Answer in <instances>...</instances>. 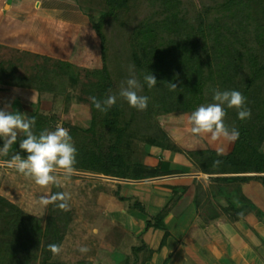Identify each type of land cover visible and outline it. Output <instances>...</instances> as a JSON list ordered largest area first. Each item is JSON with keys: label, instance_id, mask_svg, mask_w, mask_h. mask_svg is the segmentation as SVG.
I'll use <instances>...</instances> for the list:
<instances>
[{"label": "trees", "instance_id": "1", "mask_svg": "<svg viewBox=\"0 0 264 264\" xmlns=\"http://www.w3.org/2000/svg\"><path fill=\"white\" fill-rule=\"evenodd\" d=\"M198 2L202 11L199 17L143 32L141 29L154 12L150 0H89V7L99 12V16L90 17L100 39V67H79L67 60L46 56H40L39 60L26 59L25 63L20 57L11 84L33 85L39 91H50L55 97L62 95L68 107L72 102L68 80L74 78L80 82L77 100L89 106L91 123L87 128L63 123L77 149L74 166L77 171L128 179L168 173L170 170L160 164L132 161L129 157L131 136L145 137L160 143L164 149L182 152L157 121L155 109L182 107V111L193 112L200 105L214 103L213 89H217L240 91L251 116L240 120L237 109L225 105V118L239 131V138L229 150H224V155L217 156V150L210 153V148L191 150L190 155L208 165L203 168L205 171L232 173L229 181L253 177L241 176L242 173L264 172V151L260 149L264 134V0ZM107 17H110L107 24L111 30L104 31ZM25 65L31 66L30 69ZM132 74L142 85L138 94L149 98L147 108L142 111L130 107L118 95ZM148 74L157 80L152 88L143 79ZM170 83L177 85L175 91L169 90ZM113 94L117 95V102L107 113L97 110L89 99L94 96L102 101ZM32 116L36 118L32 131L37 136L56 128V115ZM79 137L88 138L91 143H76L74 140ZM23 138L22 133L18 135L8 156H2L4 160H10L15 153L26 158L27 153L19 148ZM215 160L220 164L214 166ZM104 185L108 191V184ZM57 192H64L63 186L51 185L50 194ZM176 200L177 197H171L163 207L151 210L138 199L129 202L145 213L148 226L165 228L164 218ZM240 213L245 212L234 209L230 217L238 218L242 216ZM71 219L72 210L62 211L57 204L47 205L45 216H40L23 209L10 196H2L0 220L4 222L0 224V239L16 237L40 249L4 244L0 246V264H61L52 260L53 254L47 246L52 243L61 246ZM148 258L145 256L140 264ZM119 264H131L130 257L125 256Z\"/></svg>", "mask_w": 264, "mask_h": 264}, {"label": "crops", "instance_id": "2", "mask_svg": "<svg viewBox=\"0 0 264 264\" xmlns=\"http://www.w3.org/2000/svg\"><path fill=\"white\" fill-rule=\"evenodd\" d=\"M153 21L146 24L144 31L167 25L164 19L156 18ZM160 22L162 26L158 27ZM99 48L100 39L93 28L90 14L78 0H41L39 6L36 0H0V109L23 113L27 117L37 115L49 118L56 115L63 118L66 114L80 121V117L86 116V125L70 122L87 128L91 123L89 106L77 100L72 86L78 91L80 82L76 84L74 78L68 80L72 102L68 107L62 106L64 114L56 106L63 102L62 95L55 97L50 91H39L33 85L11 84L10 79L20 57L25 63L26 59L39 60L42 59L40 56H46L67 60L79 67H100ZM162 110L174 111L172 108ZM263 137L264 134L260 146ZM2 142L0 138V147L3 146ZM214 143L222 145L218 141ZM130 144L134 162L160 164L170 171L143 179L92 172L86 174L107 176L104 179H109L106 182L109 190L119 192L120 197L138 199L144 205L149 204L150 210L163 207L171 197H177V200L164 218L165 228H159L148 226L147 216L129 208L127 202L120 199L117 203L119 207L114 212L127 215V218L123 217L127 222L122 223L131 229L132 238L130 242L125 238L115 240L116 246L121 247L117 251L120 255L118 259H122L126 252L129 253L128 248H133L136 250V264H140L147 255L149 258L144 264H264V172L242 173L244 175L241 176L253 177L229 181L232 173L205 171L203 168L208 165L192 157L191 151L182 149V152H178L182 157H173L168 151L164 153L165 149L157 142L130 140ZM210 145L213 147V144ZM260 149L264 151V147ZM0 161L8 160L0 156ZM220 177L228 178L223 180ZM50 188H41L14 168L0 165V198L4 195H17L25 210L37 215H40V210L45 211L46 207L39 201L42 195L50 194ZM234 209L245 213L232 219L230 212ZM0 241L2 244L28 246L16 237L1 238ZM65 244L63 241L60 246L62 251L59 255H52V260L62 264L94 258L96 264L102 261L97 262L102 247L101 238L86 234V247L89 251L78 252L81 253L78 257L73 256V248L68 246V250L65 249ZM39 249L37 246L36 250Z\"/></svg>", "mask_w": 264, "mask_h": 264}, {"label": "clouds", "instance_id": "3", "mask_svg": "<svg viewBox=\"0 0 264 264\" xmlns=\"http://www.w3.org/2000/svg\"><path fill=\"white\" fill-rule=\"evenodd\" d=\"M36 3L39 6L41 0H36ZM143 79L149 88L157 84V80L152 74L145 75ZM141 88L142 85L132 74L121 86L118 95L126 100L130 107L142 111L147 108L149 98L138 94ZM176 89L177 85L170 83L169 90L175 91ZM89 99L97 110L107 113L116 104L117 95H109L102 101L94 96ZM213 101L215 102L200 105L188 116L191 133L194 135L210 134L213 142L221 138L228 142H234L239 138L240 133L237 129H229L225 125L226 112L224 106L237 109L238 118L246 120L251 116V109L246 106V98L238 90L220 91L213 89ZM35 120L34 116L27 117L23 113L0 109V138L4 141L3 146L0 147V156H8L12 146L17 141L18 133H22L24 136L19 142V148L27 153L26 158L15 153L10 160L0 161V165L14 168L26 178L32 179L41 188H47L50 185L61 187V181L57 179L56 174H62L66 179L74 174L77 149L72 142L68 129L63 126L57 125L54 130H44L38 136L34 134L32 129ZM224 154L223 148L217 149V156ZM213 164L217 166L220 161L215 160ZM70 198V194L67 192H57L42 195L39 202L43 207H47L49 204H57L60 210L69 211L68 201ZM236 203L238 204V202ZM47 247L53 255H59L62 251L58 244L52 243ZM78 250L81 253L89 251L86 246H81ZM164 255L167 258V253Z\"/></svg>", "mask_w": 264, "mask_h": 264}, {"label": "rangeland", "instance_id": "4", "mask_svg": "<svg viewBox=\"0 0 264 264\" xmlns=\"http://www.w3.org/2000/svg\"><path fill=\"white\" fill-rule=\"evenodd\" d=\"M150 1L153 6L154 12L150 20L148 21V23L152 22L156 18H160V19H164L165 22L167 21L164 24H171V23H174L175 21L178 22L180 19H183V18H186V19L197 18L202 13L198 0H192L193 6L190 8L191 12L187 13L186 16H183V17H180L179 14L178 16L175 13L169 14L170 9L167 10V12H162L159 14L157 13V6L155 4V1L154 0H150ZM78 2L80 5L86 8L90 16L91 15L99 16L98 11H96L94 8L89 7L88 5L89 0H78ZM184 11L185 10H182L180 12H184ZM109 20H110V17H107L106 20H104V23H103L104 31L111 30L110 25L107 24ZM109 24H111V22ZM161 24L162 23L160 22L158 24V27L162 26ZM146 26L147 25H145L141 29L143 32H145L144 30H146L147 28ZM105 27H107L106 28L107 30L105 29ZM76 84L78 83L76 82ZM77 87L78 85H76V88ZM72 89L76 92L77 95L79 94V92L75 90L74 86H72ZM64 105H65L64 100L62 103L59 102L56 104L57 109L59 110L61 109L60 112L62 114H64L65 112V110L63 109L65 108ZM82 108H85V107H82ZM181 110H182V107L181 108L178 107V109L174 111H164L160 108H157L155 109V117L157 121L159 122V124L161 125V127L164 130H166L169 134H171L170 136L186 152L194 150L198 147H202L205 144L206 146L209 145V147H202V148H211L213 151L211 150L210 153L215 152L216 150L214 148L218 146L219 148H224V149L226 148L230 149L232 147L233 142H228L226 140H220V139L217 140L218 142H221L222 145L218 143H214L213 141H211L210 134H203V135L192 134L190 131L191 125L188 123V116L192 112H186V111H181ZM80 119L81 120L78 121L77 118L76 119L70 118L69 116H66L65 114L63 118L59 117L57 120H55L56 122L54 123H55V126H57L58 124L63 125V123L70 122V121H72L73 123H80L82 125L87 124L88 121H87L86 116L80 117ZM224 123L229 129L235 128V126L225 117H224ZM130 140L144 141L148 139H146L145 137H139L136 135H132ZM74 141L76 143L80 142V144H82V141H86V145L91 143L90 139L88 138L85 139L84 137H79ZM153 142H156V141H153ZM210 144H213V147ZM261 147L262 148L264 147V137H263L260 148ZM131 148L132 146L130 144L129 157L133 161V158H132L133 149L131 150ZM165 150H164V153L168 151L169 154L173 157H182L176 151H172L168 149H165ZM161 164H163V161L161 162ZM79 172L83 174H79ZM57 174H58L57 179L61 181L64 192L69 193L71 197L70 200L68 201V204H69V208L72 210V219L69 225L67 226V228L65 229V233H64L65 235H64L63 241L66 243L65 249L68 250V246H69V248L70 247L73 248L72 250L73 256H76V257L81 256L80 255L81 253L78 254V252H80L78 249L81 246H86V234H91L93 237L99 238V239L101 238L102 240V247H101L100 254L97 258V262L102 260L100 262L101 264H119L120 262H122V259L125 256H129L130 263L136 264L137 260H136V257L134 256V253L136 250L133 248L132 249L128 248L127 250L129 253L126 252L125 256L122 259H118L120 258V255L118 256V252L121 249V247L116 246L115 240L119 238H125L127 242H130L132 238V231L130 228H128V226L122 223V222L124 223L127 222L126 219H123V217L127 218V215L125 213L120 214L117 211L114 212V210L117 209V207H119V204L117 203L118 201H120V194L119 192L115 190H109L110 188L108 189V191L104 189L106 188L104 184H107L106 182H109L108 181L109 179H104L107 177L93 176L90 174H86V172L84 171H77V170L74 172V174L70 178H67V179L62 174H59V173ZM10 197L14 201L19 202V204L21 203V200L17 195L10 196ZM129 199L130 198L124 200L125 202H127V205H129V208L136 210L137 212H141V210H139L135 206H130V202H133V200L135 199H130V202L128 201ZM116 204L117 206L115 207ZM146 206L151 208L149 204H146ZM46 210H47V207L45 208V211H41V210L40 212L38 211L40 213V216H45ZM141 214L145 215V213L143 212H141ZM3 222H4L3 220H0V224H2ZM5 238H9V237H5ZM18 241L28 246H32V249L36 250L37 246L33 244H30L29 242L20 240V239H18ZM3 245L4 243L2 244L0 241V246H3ZM121 255H124V254H121ZM94 259H89V260L87 259L85 261H81L83 263H81L80 261H71V262H65V264H91L93 262L96 264V261H93ZM100 263H97V264H100Z\"/></svg>", "mask_w": 264, "mask_h": 264}, {"label": "bare ground", "instance_id": "5", "mask_svg": "<svg viewBox=\"0 0 264 264\" xmlns=\"http://www.w3.org/2000/svg\"><path fill=\"white\" fill-rule=\"evenodd\" d=\"M154 1L157 6V13L160 14L162 12H167V10L170 9L169 14L172 13H175L177 15L179 14L180 17L186 16L187 13L191 12L190 8L193 6L192 0H154ZM182 10L185 11L180 12Z\"/></svg>", "mask_w": 264, "mask_h": 264}, {"label": "water", "instance_id": "6", "mask_svg": "<svg viewBox=\"0 0 264 264\" xmlns=\"http://www.w3.org/2000/svg\"><path fill=\"white\" fill-rule=\"evenodd\" d=\"M93 175V174H92ZM97 176H103V175H97ZM107 177V176H106Z\"/></svg>", "mask_w": 264, "mask_h": 264}]
</instances>
